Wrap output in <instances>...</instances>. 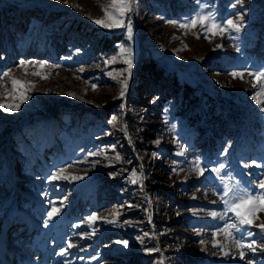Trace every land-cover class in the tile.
Instances as JSON below:
<instances>
[{
  "label": "rangeland",
  "instance_id": "rangeland-1",
  "mask_svg": "<svg viewBox=\"0 0 264 264\" xmlns=\"http://www.w3.org/2000/svg\"><path fill=\"white\" fill-rule=\"evenodd\" d=\"M109 3L0 0V94L11 89L6 71L35 85L19 111L0 110V264H264L259 247L245 249L244 260L230 242L229 256L212 247V233L235 217L209 215L224 213L213 195L222 191L221 180L191 171L196 159L209 169L223 162L222 176L260 191L264 168L253 162L264 164V111L247 73L264 72V0H134L131 41L124 29L93 23ZM198 12L243 27L212 38L199 25L186 34L166 23ZM117 45L133 51L123 99L109 73L125 65L104 64ZM21 59L52 65L27 70L48 78L25 75ZM233 71L243 79L232 78ZM0 102L12 101L0 95ZM60 168L82 179L49 181ZM134 171L142 187L130 182ZM53 206L60 212L45 226ZM113 213L116 225L86 223L90 215ZM258 215L257 223L264 222ZM248 231L254 235L247 242L264 243L258 228Z\"/></svg>",
  "mask_w": 264,
  "mask_h": 264
},
{
  "label": "snow or ice",
  "instance_id": "snow-or-ice-1",
  "mask_svg": "<svg viewBox=\"0 0 264 264\" xmlns=\"http://www.w3.org/2000/svg\"><path fill=\"white\" fill-rule=\"evenodd\" d=\"M199 2V0H198ZM133 3L134 0H110V3L105 6L101 5V11L103 13V17L100 19L93 20V23L99 25L103 29L114 30V29H124L126 32V37L128 41L132 40L133 37V22L130 13L133 11ZM203 8V5L201 6ZM91 19V17H89ZM166 23L171 24L174 27H179L185 30L187 34L188 31L194 29L197 25L201 29L204 30L205 33H211V37L215 38L216 36L223 37L229 31H234L239 33L243 27V25L235 19H227L223 22H218L214 15L204 14L203 12H198L190 19H187L183 23L177 24L175 21H166ZM197 39L200 38L198 35ZM205 39H209L208 35L204 36ZM209 42L211 40L209 39ZM217 48H221V45H217ZM118 53L116 56L105 59V66L113 65L116 63H122L125 67L122 70H115V74L109 73L113 79L117 80L119 83V96L118 99H123L125 94L128 91V82L132 77V68H133V51L131 47H125L124 45H117ZM18 67L23 69L25 75L37 76L40 79H47V74L41 71H32L28 73V68L34 69H46L52 67V65L44 62V61H35V60H23L19 61ZM232 78L234 79H243L244 73L233 71L230 73ZM247 75L253 77L256 83L253 84V87H258V91L255 95H253V99L256 101L258 105L261 106V111H264V99L259 97H264V72L253 73L249 71ZM3 77L7 78V82H10L11 89L8 90L5 88L4 93L0 94L6 99H10L12 102L4 103L0 102V110L5 113H13L20 110V105L24 103L29 97L27 95L28 91L35 87L34 84L29 81H22L14 78L11 72H4ZM5 87V81L0 79V88ZM92 90L95 91L97 89V85H91ZM72 96V93L68 94ZM116 117H113L110 123H116ZM124 130L126 131V126H124ZM159 143V141H156ZM179 147V145H177ZM226 151V150H225ZM184 150L181 148L180 151L176 153V155H183ZM91 155H103V152L100 153H91ZM115 159L119 160L120 156L117 155ZM253 165L257 168H264V164H257L253 162ZM71 166V165H70ZM245 167H250L247 163L244 165ZM225 165L223 162L219 164L218 167L208 168L206 165L202 164L201 160L196 159L192 162L191 171L195 172L197 176H203L206 171L214 172L217 177L220 178L221 183L223 185L222 191L213 192V195H216L220 202L224 205V213L219 214L215 211L209 213L213 218H216L218 215H227V213H232L235 219L232 222L225 223V225L218 229V231L212 233V247L214 249H218L223 256H229L230 253L225 249L228 248L229 242L231 245L238 251L239 259H245V249L255 253L257 248L259 247L261 251H264V243L258 244L256 240L252 239L250 242H247V238L252 237L254 234L251 231L247 232L245 236L243 233L244 229H251L252 227H256L260 230V232L264 233V222L257 223L259 219V213H264V178L259 179L256 184V188L260 189L259 192L253 194L251 191H246L241 188L240 182L235 181L234 178L229 173L227 178L221 175ZM173 172L177 173V170L174 168ZM66 169L60 168L58 171H53L51 175L47 178L49 181H76L82 179L80 176L75 175H66ZM264 175V173H262ZM132 178L130 182L132 184L140 183L142 187V174L137 175L134 171L131 174ZM61 205H63V201H61ZM60 208L55 206L52 207L51 211L47 213V221L45 222V226H47L48 221H52L54 215L59 214ZM118 213H113L112 219H108L107 217H98L97 215H90L87 217L86 223L89 226L95 224L98 219H102L104 223L116 225L117 221L115 217ZM95 229H93L92 233L94 234ZM236 233H241L238 237ZM147 235V234H146ZM199 235V233H197ZM223 235L225 238V242L221 243L217 241V237ZM83 238V237H82ZM141 243H143V239L139 238ZM118 244L122 243L123 247L127 248V241H117ZM201 245H204L206 242L204 240L200 241ZM73 245L71 243L68 244V248H72ZM203 250V249H202ZM66 251H61L59 253L60 256L66 255ZM147 252L151 253L153 251H159L158 248L154 249H146ZM163 264V261L160 262ZM248 264H252L251 261H248Z\"/></svg>",
  "mask_w": 264,
  "mask_h": 264
},
{
  "label": "trees",
  "instance_id": "trees-1",
  "mask_svg": "<svg viewBox=\"0 0 264 264\" xmlns=\"http://www.w3.org/2000/svg\"><path fill=\"white\" fill-rule=\"evenodd\" d=\"M106 42H107V46L109 47V46H110V45H108V42H109V41H106Z\"/></svg>",
  "mask_w": 264,
  "mask_h": 264
}]
</instances>
